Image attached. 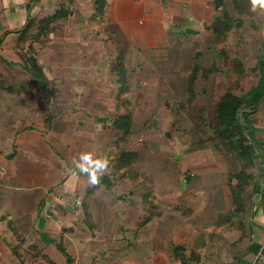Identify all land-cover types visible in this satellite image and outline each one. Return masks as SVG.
Returning <instances> with one entry per match:
<instances>
[{
	"label": "crops",
	"instance_id": "0c3cea01",
	"mask_svg": "<svg viewBox=\"0 0 264 264\" xmlns=\"http://www.w3.org/2000/svg\"><path fill=\"white\" fill-rule=\"evenodd\" d=\"M59 3V0H0V73L2 69L21 67L20 53H26L32 45L20 40L21 31L30 18L53 14ZM254 11L259 14L256 20L262 25L261 35L264 37V8L257 6ZM218 12L214 0H107L104 15L136 45V49H156L171 44L170 28L176 22L180 23L177 25L184 36H196V43L204 45V40H199L198 35L202 34L205 24L207 26L213 22ZM70 17L55 22L53 26L61 23L69 27L72 24ZM80 32V26L72 31L65 28L64 35L58 39L54 38L52 32L46 46L37 54L44 68L47 66L53 73L61 75L65 70L69 78H74V82L80 78V71L88 75L90 66L86 61L90 56V44L85 42L88 39L79 35ZM74 42L83 46L82 52L71 49ZM138 56L143 57V54ZM207 70L198 73L196 82L202 84L198 82L195 86L194 105H200L201 109L208 107L214 116L215 104L227 88H233L235 94L242 96L245 104H255L253 109L246 108L249 111L247 135L255 159L254 165L247 168L253 178L243 191L244 210L232 214L235 206L229 175L231 170L235 172L246 168L245 163L237 160L233 154L220 150L217 141H206L201 132H194L185 138L180 135L179 150L171 156L172 160L177 156L173 161L176 164L147 165L150 181L141 188L143 194L150 192L151 197L137 210L134 208V212L130 210L133 217L129 218L126 213L123 215L124 221H130L125 226L129 231H112L108 235V242L119 250H114L118 261L122 246L129 245L131 264H178L171 250L173 245H180L187 249V254L193 253L198 258L193 264H264V64L258 69L255 84L243 87H232L226 79L222 80L225 84L219 88V82L214 81L213 77L219 76L220 72L207 73ZM186 75L183 73L184 81L182 86L179 85V102L183 103L190 96ZM151 76H158L159 81L162 76L168 80L165 84L155 81L153 84L147 83V86L137 85L138 92L143 90L158 97L165 93L175 98V72L155 71ZM73 90L77 92V89ZM131 91L132 86L129 87L128 96ZM138 101L139 98L134 97L133 102ZM144 101L148 108L150 97ZM37 104L29 107L23 98L13 97L9 100L7 96H0V125L7 126L0 130V264L20 262L10 247L18 233L25 237L33 233L29 242L35 243L59 264H65L66 258L56 245L57 237H63L62 242L68 252L77 249L78 245L82 247L87 244L84 240L83 243L77 242L74 234L62 231L64 222L61 214L53 210L52 205L53 199L59 195L64 197L68 193L66 191L73 195L76 189L81 192L93 186L75 168L79 155L90 151V132L86 134V127H83L78 132L67 133L65 155L53 141L56 138L54 126L48 129L23 127L38 123ZM28 109H31L30 113ZM187 112L184 111V114ZM96 121L103 123L105 129L107 117L97 118ZM72 124L84 123L73 120ZM133 127L132 135L135 131L134 117ZM103 128H99V132ZM101 139L104 140L102 136ZM145 140L148 148L152 141L155 143L148 138ZM14 150L15 156L8 158L7 155ZM135 152L138 153L139 149ZM105 155L100 157L105 159ZM189 173L194 175L188 176ZM176 174L185 175L178 184L171 180ZM237 182L234 180L233 186ZM115 195L118 197L114 189L109 190L105 186L91 194L93 202L99 197L100 203L106 205ZM117 197L112 202H116ZM62 203L64 206L70 205L68 201ZM69 217L75 219L71 215ZM63 219L68 221V218ZM85 240L90 241V238ZM80 255L77 254L79 258Z\"/></svg>",
	"mask_w": 264,
	"mask_h": 264
},
{
	"label": "rangeland",
	"instance_id": "374dc122",
	"mask_svg": "<svg viewBox=\"0 0 264 264\" xmlns=\"http://www.w3.org/2000/svg\"><path fill=\"white\" fill-rule=\"evenodd\" d=\"M59 1V6L66 3L73 10V14L69 18L72 24L65 27L61 23H57L53 26V36L58 39L64 35L65 28L72 31L77 30L78 26L81 27L79 35H82L85 40L88 39L85 42L90 44V56L86 61L90 66L88 75H84L80 71V78L74 82V78H69L65 70L61 75L57 72L53 73L54 71L45 66L44 70L47 77L49 76L50 87L42 89L35 84L33 78L24 68L23 56L28 54L29 50H27L26 53H20L21 67L2 69L0 96H7L9 100H12L13 97L23 98V102L29 107L37 102L38 123L23 127L48 129L54 126L56 138L53 141L59 145L65 155L67 154V133L72 134L86 127L84 128L86 134L90 132L91 141L88 142L90 151L94 150L98 157L106 154L104 158L109 161V168L105 175L114 179L119 178L122 174L125 175L124 179L116 181L112 187L118 193V197L115 195L116 202H112L114 196L108 205L100 203L99 197L95 198V202H93L92 196L88 195V189H83L81 192L76 189V195L74 193L71 196V192L66 191L68 193H65L64 197L59 195L53 199L52 208L61 214V219L64 222L62 231L74 234L77 242L79 240L83 243L84 240L87 243L82 247L76 245L77 249L69 252L73 256L74 264H131L129 245L122 246L121 253L119 252L117 256L119 257L118 261L115 259L116 251L114 250H119L114 247L113 243L108 242V235L112 231L114 233L119 230L121 233L128 232L129 230H126L125 226L130 221H124L123 215L126 213L129 214V218L133 217L131 212H134V208L137 210L143 202L150 200L151 193L143 194L141 188L143 184L150 181L151 176L148 175L150 171L147 169V165L153 167L157 163L176 164L173 161L177 156L173 160L171 156L174 153L177 154L179 150L180 135L185 138L194 132H201L206 137V141L211 139L215 141L213 133L209 129L213 120L212 111L208 107L201 109L200 105H194L195 96L191 100V94L188 96L187 102H179V96H181L179 85L182 86V80L184 81L183 73L187 74L185 80H188L187 85H189V76L196 64L200 65V71H205L216 64L220 73L216 78L214 76L213 80L219 82L217 84L219 88L225 84L222 80L226 79L229 80L232 87L255 84L260 68L259 59L264 53L262 25L256 20L259 14L255 12L253 16H244V27L232 30L224 39L213 36L205 24L202 34L198 35L200 36L199 40H204V45L196 43V36H184L178 26L180 23L176 22L170 28L172 37L170 45L156 49H136V45L111 24L110 19L96 11V4L93 0H73L72 3L68 0ZM225 1L228 8L231 9L233 7L232 0ZM174 7L171 6V8ZM262 17L264 18V14ZM82 18L86 20H82ZM252 24L255 26L252 27ZM66 25L68 26L67 23ZM27 42L35 48L32 54L37 56L38 51L46 46L48 40L46 38L33 42L30 36ZM76 43H73L71 49H79L82 52L83 46L76 45ZM121 51L124 53V61L127 66L128 86H132V91H134H131L129 96L127 92L119 97L118 78L112 71V66L116 63V57ZM141 54L143 57L138 56ZM155 71L176 73L175 90L177 93L174 99L165 93L158 97L157 94L145 93L146 91L143 90L138 92L137 85L147 86V83L153 84L155 81L161 84L166 83L168 79L164 76L160 81L158 76H151ZM198 82H195V86ZM199 83L202 84V82ZM73 88L77 89V92ZM35 97L38 100H34ZM134 97H138L139 101L133 102ZM148 97H150L151 103L147 108V103L144 100ZM186 110L188 112L184 114ZM30 111L31 109L27 110L29 113ZM128 112L132 113L135 119V131L133 135L131 133L127 137H123V132L113 126V120L119 114ZM102 117H107L105 129L103 123L96 121L97 118ZM73 120L84 124L73 125ZM6 127V125H0V130ZM99 128H103V131L99 132ZM101 136L104 140L101 139ZM146 138L154 140L155 143L153 141L151 143L152 147H147ZM104 142L106 143L104 144ZM137 149H139V156L133 163V171L118 169L116 160L120 153ZM62 152L61 155H63ZM184 178L185 175L176 174L171 180L177 183ZM64 201H68L70 205L64 206L62 203ZM108 214L112 215L110 218H105ZM69 215L75 219H71ZM63 218H68V221L66 222ZM31 235L25 237L18 233L16 240L11 242L10 247L18 259L23 260L24 264H59L54 262L35 243L29 242L28 239H32ZM62 238V236L57 237L56 241H63ZM86 238H90V241H86ZM77 252L81 254L80 258L77 256Z\"/></svg>",
	"mask_w": 264,
	"mask_h": 264
},
{
	"label": "trees",
	"instance_id": "16d2710c",
	"mask_svg": "<svg viewBox=\"0 0 264 264\" xmlns=\"http://www.w3.org/2000/svg\"><path fill=\"white\" fill-rule=\"evenodd\" d=\"M72 3L73 0H68ZM99 13L105 14L107 0H93ZM233 7L230 9L225 0H214V6L218 14L214 17L211 24L207 25V29L219 39L226 38L232 30L242 29L245 25L244 16H253L255 11L251 0H232ZM221 12V15H220ZM73 10L70 9L66 3H62L53 14L40 17L30 18L25 28L21 31L20 40L27 41L31 36L33 42L46 39L53 31V24L59 20L66 19L72 16ZM33 46H30L28 54L23 56L24 68L33 78L35 84L42 89L50 87V80L47 77L43 65L39 62L37 56L33 53ZM224 52V51H222ZM259 66L264 64V54L259 59ZM6 61V60H5ZM216 64H213L207 73L217 71ZM112 71L118 78V94L122 97L128 92V76L127 66L124 61V53L119 52L116 57V63L112 66ZM200 65L196 64L190 75L189 92L195 96V82L198 78ZM233 88L226 89L220 96L219 101L215 104L213 120L209 125V129L213 133L214 140L219 142L220 150L233 154L237 160L245 163L246 168L239 171L231 172L229 175V186L231 188V196L233 198L234 210L233 215L239 214L244 210L243 191L253 178L247 170L254 165V151L247 135L246 122L248 123L249 111L247 107L253 109L255 104H245L242 96L235 94ZM113 126L123 132V137H127L133 130V115L132 113L119 114L114 118ZM16 150L8 154V158L14 157ZM138 153L135 151H123L116 160L118 169H127L128 172L133 171L132 166L134 161L138 158ZM122 174L119 178L114 179L111 176L103 175L97 185H93L88 190V195L94 193L97 189L105 186L111 190L114 183L120 179H124ZM237 180V185L233 186V181ZM43 205V203L41 204ZM56 245L66 258V264H74L73 257L66 250L62 241H56ZM174 259L178 260V264H193L198 258L192 253L187 254V249L184 246L173 245L171 250ZM18 264H24L21 260Z\"/></svg>",
	"mask_w": 264,
	"mask_h": 264
},
{
	"label": "clouds",
	"instance_id": "9594fccd",
	"mask_svg": "<svg viewBox=\"0 0 264 264\" xmlns=\"http://www.w3.org/2000/svg\"><path fill=\"white\" fill-rule=\"evenodd\" d=\"M251 3L253 5V10H255L257 6L264 8V0H251ZM75 168L80 174L87 177V183L89 185H97L101 177L107 173L109 161L98 157L92 151H85L79 155L78 160L75 162Z\"/></svg>",
	"mask_w": 264,
	"mask_h": 264
},
{
	"label": "built area",
	"instance_id": "2783aa9c",
	"mask_svg": "<svg viewBox=\"0 0 264 264\" xmlns=\"http://www.w3.org/2000/svg\"><path fill=\"white\" fill-rule=\"evenodd\" d=\"M191 176H193L194 174H190Z\"/></svg>",
	"mask_w": 264,
	"mask_h": 264
}]
</instances>
